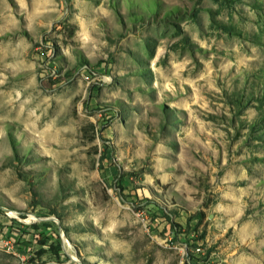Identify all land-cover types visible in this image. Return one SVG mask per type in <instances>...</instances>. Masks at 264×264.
<instances>
[{
    "label": "rangeland",
    "instance_id": "1",
    "mask_svg": "<svg viewBox=\"0 0 264 264\" xmlns=\"http://www.w3.org/2000/svg\"><path fill=\"white\" fill-rule=\"evenodd\" d=\"M3 221L49 253L0 264H264V0H0Z\"/></svg>",
    "mask_w": 264,
    "mask_h": 264
},
{
    "label": "crops",
    "instance_id": "2",
    "mask_svg": "<svg viewBox=\"0 0 264 264\" xmlns=\"http://www.w3.org/2000/svg\"><path fill=\"white\" fill-rule=\"evenodd\" d=\"M1 228H3V231L5 234L2 235V237L6 239H10L11 245H12V251H4L3 252L17 256L18 258L24 260L25 256L32 258L33 254L36 250H39L40 248H43L46 250L47 254L49 253V245L40 244L38 243L39 239L43 237L40 233V230H31L30 228L27 229V231H18V229L11 228L9 223L2 222ZM20 230V229H19ZM48 236H50L48 234ZM53 241L51 237H48V240L46 242Z\"/></svg>",
    "mask_w": 264,
    "mask_h": 264
},
{
    "label": "built area",
    "instance_id": "3",
    "mask_svg": "<svg viewBox=\"0 0 264 264\" xmlns=\"http://www.w3.org/2000/svg\"><path fill=\"white\" fill-rule=\"evenodd\" d=\"M0 249L4 251H12L10 239H6L0 236Z\"/></svg>",
    "mask_w": 264,
    "mask_h": 264
}]
</instances>
